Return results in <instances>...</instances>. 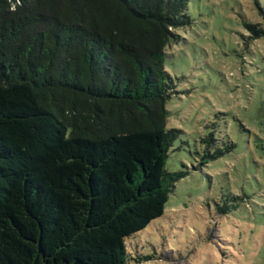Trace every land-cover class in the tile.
<instances>
[{
    "label": "trees",
    "instance_id": "obj_1",
    "mask_svg": "<svg viewBox=\"0 0 264 264\" xmlns=\"http://www.w3.org/2000/svg\"><path fill=\"white\" fill-rule=\"evenodd\" d=\"M191 24L189 0H0V264H129L185 177L165 60Z\"/></svg>",
    "mask_w": 264,
    "mask_h": 264
},
{
    "label": "rangeland",
    "instance_id": "obj_2",
    "mask_svg": "<svg viewBox=\"0 0 264 264\" xmlns=\"http://www.w3.org/2000/svg\"><path fill=\"white\" fill-rule=\"evenodd\" d=\"M259 8L189 0L192 24L165 60L167 128L178 131L166 170L185 177L164 215L126 241L129 264H264V36L246 26L264 27Z\"/></svg>",
    "mask_w": 264,
    "mask_h": 264
}]
</instances>
